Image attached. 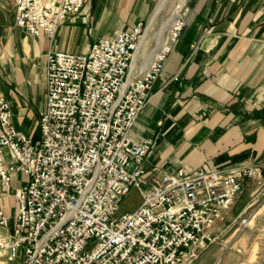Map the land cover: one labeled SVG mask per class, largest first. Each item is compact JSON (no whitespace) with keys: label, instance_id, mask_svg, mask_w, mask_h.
Masks as SVG:
<instances>
[{"label":"built area","instance_id":"1","mask_svg":"<svg viewBox=\"0 0 264 264\" xmlns=\"http://www.w3.org/2000/svg\"><path fill=\"white\" fill-rule=\"evenodd\" d=\"M90 0H14L15 25L51 39L57 27ZM182 23L173 28L171 43ZM142 22L93 41L82 53L46 55L45 108L39 135L19 131L0 96V251L22 264H199L213 230L248 179L263 166L192 174L144 169L149 138L134 141L132 126L144 108L169 46L148 72L129 77ZM9 153L5 159L4 152ZM131 167V170L129 168ZM136 190L140 203L120 212ZM13 218L11 230L9 224Z\"/></svg>","mask_w":264,"mask_h":264},{"label":"crops","instance_id":"2","mask_svg":"<svg viewBox=\"0 0 264 264\" xmlns=\"http://www.w3.org/2000/svg\"><path fill=\"white\" fill-rule=\"evenodd\" d=\"M154 2L93 0L49 39L18 28L14 0H0V96L13 125L39 135L48 53H82L93 41L144 22ZM179 20L178 37L131 129L134 141L152 140L143 168L192 174L199 168L264 167V0H186ZM19 175L12 178L10 196L0 197L7 214L13 190L22 184ZM246 189L249 196L259 190L248 179L233 211L241 213L248 204ZM12 224L13 218L9 230Z\"/></svg>","mask_w":264,"mask_h":264},{"label":"rangeland","instance_id":"3","mask_svg":"<svg viewBox=\"0 0 264 264\" xmlns=\"http://www.w3.org/2000/svg\"><path fill=\"white\" fill-rule=\"evenodd\" d=\"M91 2L93 0H90L88 4H91ZM157 2L158 0H155L148 17L142 22L143 32L140 41L144 36L146 43L142 57L136 61L138 71L146 62L147 55L158 47L156 38L161 22L169 16L174 6V2L168 6L148 31L146 30L147 23ZM89 10L88 8V12L85 14V25L87 24L88 26H90L92 20V15ZM178 23L179 17L176 19L172 28L163 31L162 40L165 42L163 49L170 45L173 28ZM160 52L157 53L156 58ZM4 157L5 159H9V153L7 151L4 152ZM129 170H131V167ZM19 177L21 182H25L26 178L24 175L20 174ZM263 179L264 177L261 176L260 180H252L253 187L259 189L253 195L249 196L248 193H250V190H245V201L248 204L241 213L238 210L233 211L232 206L224 219L216 223L213 230L214 240L203 251L199 264H264V185H261L264 181ZM139 203L140 196L138 191L131 190L121 203L120 212L131 211ZM0 264H22V259H10L5 252L0 251Z\"/></svg>","mask_w":264,"mask_h":264},{"label":"bare ground","instance_id":"4","mask_svg":"<svg viewBox=\"0 0 264 264\" xmlns=\"http://www.w3.org/2000/svg\"><path fill=\"white\" fill-rule=\"evenodd\" d=\"M185 1L186 0H158V2H157L156 6H155V8L151 14V17L147 23L146 30H148V31L151 29V27L154 25L157 18L162 15V12L168 6H170L173 2H174V6H173L169 16L163 22H161L160 28H159L158 33H157V38H156L157 39L156 41L158 42V47L147 56L146 62L142 65V67L140 68V71L134 72L137 69L136 61L142 57L143 49H144L145 43H146L145 37L143 36V38L139 42L138 47L135 51L132 63H131L129 77H132L136 74L148 72V70L150 69L153 62L159 57L158 56L155 59L157 53L160 52L165 45V42L162 40L163 31L165 29H170L174 26V23H175L176 19L179 17V14L181 12V9H182Z\"/></svg>","mask_w":264,"mask_h":264}]
</instances>
